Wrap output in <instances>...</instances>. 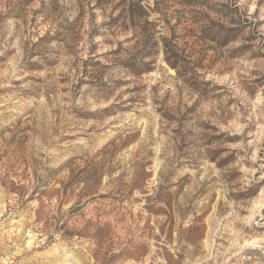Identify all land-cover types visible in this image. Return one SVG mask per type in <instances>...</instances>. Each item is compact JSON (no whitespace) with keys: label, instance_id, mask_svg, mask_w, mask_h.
I'll use <instances>...</instances> for the list:
<instances>
[{"label":"rangeland","instance_id":"1","mask_svg":"<svg viewBox=\"0 0 264 264\" xmlns=\"http://www.w3.org/2000/svg\"><path fill=\"white\" fill-rule=\"evenodd\" d=\"M0 264H264V0H0Z\"/></svg>","mask_w":264,"mask_h":264}]
</instances>
